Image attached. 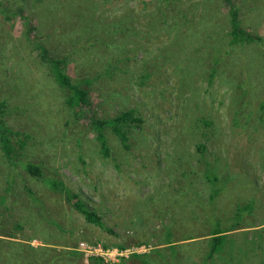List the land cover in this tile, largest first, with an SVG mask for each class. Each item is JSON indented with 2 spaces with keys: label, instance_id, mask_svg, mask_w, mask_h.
<instances>
[{
  "label": "rangeland",
  "instance_id": "1",
  "mask_svg": "<svg viewBox=\"0 0 264 264\" xmlns=\"http://www.w3.org/2000/svg\"><path fill=\"white\" fill-rule=\"evenodd\" d=\"M232 12L264 37V0H0V102L10 111V142L31 139L30 121H38V136L12 150L14 160L0 150V238L20 243L0 241V264L21 248L29 264L49 252L60 254L58 264L122 256L124 264H202L216 220L227 236L206 264H264V117L253 132L234 126L230 113L232 101H243L240 123L264 116V39L231 43ZM205 14L212 20L202 22ZM206 40L217 61L203 54ZM48 66L90 101L66 106ZM128 110L137 120L124 128L125 140L108 123L95 125ZM204 160L226 180L216 195L221 178L196 192L179 176L205 169ZM51 180L94 209L101 225L85 221ZM181 183L185 197L173 189ZM157 190L166 191L161 201ZM191 203L212 209L203 216Z\"/></svg>",
  "mask_w": 264,
  "mask_h": 264
},
{
  "label": "trees",
  "instance_id": "2",
  "mask_svg": "<svg viewBox=\"0 0 264 264\" xmlns=\"http://www.w3.org/2000/svg\"><path fill=\"white\" fill-rule=\"evenodd\" d=\"M40 10H41V8L39 9V11ZM216 13H217V10H216ZM231 17H232L231 18V22H232L231 26L232 27L227 33V35L230 37L231 43H234L237 41H252V42H254V41H261L262 39H264V37L256 36L253 33H250L249 31L245 30L244 27L241 25V22L238 21V19L236 18V13L232 12ZM201 20H202V22H209L212 19H210L209 15L205 14V17H201ZM175 22H177V20ZM190 22H192V21H190ZM187 26L188 25H186V27ZM190 26H191V23H190ZM189 28H191V27H189ZM184 34L185 35H191L190 33H187L186 29L184 31ZM177 35H178V33H177ZM217 38L223 40V37L218 36ZM206 42H207V40L204 42V46L207 49L203 54L206 55V57H210V59H213V58H211V56L213 54L212 50L210 48H208L210 44H205ZM211 44H214V43H211ZM42 51L45 55L47 54L46 49H43ZM187 60L190 63L192 58L188 57ZM213 60L217 61L216 58ZM46 63H47V61H45V60L40 61L41 65H43V64L45 65ZM25 68L26 67L23 66L24 70H25ZM18 69L20 70V68H18ZM48 69H49V66H48ZM189 71H190V69L186 72V74ZM175 72H179L182 75V70L179 69L178 67H177V69H175ZM189 73H191V71ZM214 73H215V71H210V75H214ZM48 74L54 79V81L57 83V85L62 89L63 101H64L65 105L69 106V108L71 110L75 105L85 104V103L90 101V99L88 98V91L85 88L80 87V85L77 83H75V84L71 83V79L65 73H63L61 70L55 69L54 67H50ZM219 74L221 75L222 84L227 86V81L222 79V72H219ZM223 78H224V75H223ZM230 79H231V75H230L229 80ZM229 80H228V82H229ZM238 87H239V85H238ZM239 89H240V87H239ZM43 96L44 95L42 94V96H40V97L43 98ZM232 102H233V105L230 107V113L232 114V116H231L232 117V124L234 126H240L241 128L244 127L245 129L247 128V126H249L251 131H253V132L257 131V127L259 126V124H261L264 116H255V117H253V120H251V121H248L249 119L246 117L240 123L238 120V117L240 115L239 111L243 112L242 110H240L243 107V105H242L243 101H241V102L232 101ZM228 108H229V105H228ZM260 109L262 111L261 114H263L264 113V105L263 104L260 105ZM8 112H10V111H7L5 109L4 102L3 101L0 102V150L6 156V158L8 160H11V159L14 160V157H17V156L11 155L12 150L15 149V152H17L23 148L25 149L28 145V141L32 140V138L35 139L38 136V129L35 128V124L38 123V121H30V124H33V126L32 127L29 126V127L33 131H35L34 135L31 139L26 141L25 138L26 137L29 138L28 134H26V137H24V138L20 135V136H18L16 143L13 144L10 142L9 137L7 135V133H11V131L8 130L9 127H7V124L5 123V120L3 118L5 116V114H7ZM135 120H137V118H135L133 116V111L128 110L127 112L121 113L120 115H117L108 121H100L99 120L97 123L95 122V125L99 130H101V128H102L101 126L108 123L110 126H112L113 131L117 134H120L123 137V140H125L124 128L126 126H131L133 122H136ZM25 125H26V122H25ZM31 134H33V132ZM96 138L100 142V147H101V150L103 151V153L105 155H108L109 154V148L107 146L106 138H105L104 134L102 133V131L97 132ZM15 145L19 146L18 149L15 148ZM203 149H204L203 145L198 146L199 151H203ZM199 161L200 160L197 159V160H195V163H198ZM200 166H203V165L202 164L196 165V168L192 167L189 170H185V171H182L180 173L179 176H180V178L185 180L184 185H187L188 190H190L194 187L195 191L198 192L200 189L204 188V186H206L209 183V181L212 183L217 182L219 178H221V180L219 181L220 187L217 189V191H215V195L220 190L224 189L222 184H225L226 180L224 181L223 177L221 175L216 174V172L212 171L211 169L209 170L207 168L208 167L207 161L204 160L205 169L199 170ZM25 167L28 168L29 171L34 175L41 173L39 166L33 164L32 162H27L25 164ZM198 181H201V183L198 184ZM48 184L52 185V187H53L52 190L54 192H59L57 190L58 188H61L63 193L66 192L67 202L71 205V208L74 211L78 212L80 215H82L84 217L85 221H87L88 223L91 222V223L97 224L99 226L101 225L100 215H98V213L94 209H89V206L76 193H72L71 190L63 187L60 181L51 180V182ZM183 188H184L183 183L179 184L178 188H176V186L173 187V189H176V193H177V191H179L177 196H181V195L184 196ZM8 191H9V189H6V192H8ZM157 191H158L157 199L161 201L162 197L165 195L166 191H164V190L163 191L157 190ZM153 193H154V191H153ZM212 193H213L212 191L209 192L210 198L207 199L206 201H210L213 198ZM0 199H2V197H0ZM167 200H169V199H167ZM208 203L209 202H207V204ZM239 203L242 204V202H239ZM243 203L245 204V202H243ZM252 203H254V201ZM241 204H238V205H241ZM191 206H193V207L199 206L201 209L203 207V210L205 211L203 216L206 215V213L209 211V209H212L211 204L209 206V209L207 207H204L201 204L198 205V204L191 203ZM191 206H189V204L182 206V208H186L185 209L186 214H192L190 208H193V207H191ZM237 209H239V207ZM171 211H172V213H174L175 209H172ZM194 211L196 212L197 210L194 209ZM221 217H223V216H221ZM234 217L238 218V220H236V222L233 223V225L235 226V225L239 224V219H240L239 211H237V213H236V215H234ZM214 222H215L214 225L210 224V225H212V227L209 230V232H210L209 233V240H208L209 249L206 253V257L204 258V262L202 264H206V261L208 262L209 258H211L216 252L220 251L222 249L223 245L225 244L223 241L227 236L226 232L228 230L225 231V229L221 228L219 226V224L217 223V220ZM167 235H170L169 231L167 232ZM5 236L13 238V235L10 233H8ZM5 240L6 239H4V238H0L1 243L4 242ZM5 242L9 243L10 247H16V246H19V244H20V243H16L15 240L13 241V239H7V241H5ZM168 242H170V240H168ZM0 245H2V244H0ZM173 246H170V247L174 250ZM23 247L24 248L28 247L29 249H33L32 246H29V245H26ZM34 249H36V248H34ZM23 251H27V250H23V248L19 249L18 252L13 256V257H15V256L16 257L12 258L10 260V262H8L6 264H14L15 260H19L15 264H29V263H25L24 259H19V254L22 253ZM42 253H44V252H42ZM63 253H65V252H63ZM44 254L45 255H41L39 260L35 263H38V264H58L57 262L59 261L58 258L60 256V254H54L53 252H49L48 254L44 253ZM133 255L135 257H141L139 253H133ZM124 258H126V257L122 256V257H120V259L118 261L112 262L111 264H124ZM89 259H90V261L88 264H94V263H96V261L98 263H102V258H100V257H90Z\"/></svg>",
  "mask_w": 264,
  "mask_h": 264
}]
</instances>
